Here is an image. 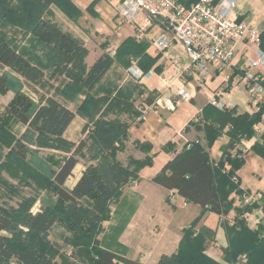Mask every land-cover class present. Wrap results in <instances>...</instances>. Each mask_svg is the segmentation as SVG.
<instances>
[{"label":"trees","instance_id":"trees-1","mask_svg":"<svg viewBox=\"0 0 264 264\" xmlns=\"http://www.w3.org/2000/svg\"><path fill=\"white\" fill-rule=\"evenodd\" d=\"M97 1L99 0H93L87 7L86 11L90 15H95L92 8ZM198 1L179 0L185 7ZM50 6L56 7L72 21H77L82 16V12L71 0H0V27L12 25L22 28L28 32L29 42L50 47L63 66L70 65V68L67 67L68 76L75 83L76 89L82 91L83 99L78 110L83 109V116H89L88 109L92 107L99 115L117 111L130 112L133 117H137L139 113L130 100L118 92L113 94V89L109 91L96 88L114 64L128 67L135 60L142 72H148L156 63L157 56L151 57L147 54V42L128 37L120 43L113 55L103 52L88 67L85 63L88 50L83 43L43 16L45 12H49ZM41 12L43 14L40 17ZM260 46L264 51V31L260 32ZM26 52L27 49L23 54L26 55ZM19 55L21 56L7 36L0 32V65L13 66L18 60L19 66L16 69L27 68L25 63L30 57L19 58ZM29 69L39 74L35 68ZM2 81L0 79V84ZM66 98L73 99L69 96ZM153 99L154 97L148 96L144 102L150 105ZM11 111L14 119L39 134L42 141L62 142L66 129L76 115L63 99L53 95L46 96L31 113L23 109ZM201 112L204 145L199 142L185 145L152 178L156 185L165 190H175L186 203L194 204L202 210L191 225L181 231L176 251L171 255H162L157 264H236L243 255L245 261L242 264H264L263 228L249 229L239 218L243 211L256 207V204L250 203L251 205L243 209L234 208L230 198L232 194L240 198L244 194L235 176L244 160L237 153L232 156L230 151L236 149L242 139L254 136V126L260 122L264 107L257 112L238 113L236 107L219 110L207 104ZM129 126L130 123H121L118 120L96 121V137L101 145L98 152L100 164L87 166L71 189H66L64 185L78 164V156L83 153V142L69 156L63 158L56 168L50 170L49 179L46 181L49 180L48 184L58 200L57 211L71 230L78 232L72 242V249L76 251L80 262L71 264H142L104 248L99 238L101 224L110 218V203L119 198L126 185L138 179L142 168L152 164L153 156L149 155L150 146L147 143L135 144L138 150L147 154L141 160L129 157L123 164L116 158L117 149L114 148V143L120 144L122 150L123 142L128 139ZM225 128L229 141L222 157L213 162L206 148L212 145ZM168 144L164 149H167ZM1 146H4V142L0 138ZM21 149L22 146L15 143L10 147V153L24 161L26 152ZM251 149L264 158V132L260 141L255 142ZM233 178H236L235 182ZM84 198L90 201L88 211L81 204ZM32 202V199L25 201L13 213L0 209V264H63L51 257L44 238L55 224L54 217L49 210L32 214L29 211ZM262 205L264 209V202ZM231 209H235L237 216L233 224H224L227 246L222 250V257L215 258L206 252V238L195 229L196 224L204 212L226 215Z\"/></svg>","mask_w":264,"mask_h":264},{"label":"crops","instance_id":"crops-1","mask_svg":"<svg viewBox=\"0 0 264 264\" xmlns=\"http://www.w3.org/2000/svg\"><path fill=\"white\" fill-rule=\"evenodd\" d=\"M71 1L82 12L79 19H83L82 22H87V25L92 28L90 29L92 39H90L85 34L82 36L78 30H73L67 24L70 26V33L79 39L88 50V55L85 58L88 67L103 52L113 55L120 43L128 37L135 38L136 41L147 42V54L151 57L157 56L156 63L148 70L152 73L150 77L141 80L131 77L128 73L129 68L132 66L139 68L136 61L132 60L128 67L114 64L96 88L108 89L109 91L113 89V94L118 92L119 95L132 102L139 115L133 117L130 122L129 143H147L150 146L149 155L153 156L152 164L139 171L138 179L122 189V191L133 190L129 191L138 201L135 203L134 213L132 211L127 216L123 215L126 217L125 220H127L128 225L121 236V241L130 245L133 238L142 239L141 245H144V248H140L137 255L133 253L131 256L123 255L121 254L122 251L119 250L112 252L142 264H157L162 255H171L176 251L181 239V231L189 227L202 210L194 204L186 203L182 197L177 195L175 190H165L156 185L152 182V178L161 166L173 157L175 152L181 151L185 145L192 142H199L204 145L201 111L207 104H210L209 99L212 96L219 94L220 99L234 102L238 113H252L245 91L241 87L242 83L233 88L234 84L241 78L244 55H249L252 50L251 47H246L243 42H240L231 67L211 68L206 84L199 87L191 78H180L178 74L174 73V63L178 64L180 68L187 63V57L181 45L175 44L166 53L158 52L152 47L151 38L160 31L158 24L143 28L141 36H139V31L135 29L137 28L136 25L128 24L116 16L115 7L118 0H99L92 8L94 16L86 11L93 0ZM233 12V15L239 20L248 22L258 28L260 32L264 31V0H238ZM61 16L63 15L61 14ZM86 16L91 22L87 20ZM63 17L66 21L72 22L67 17ZM137 25L142 27L141 20H137ZM94 39L97 40L94 41ZM179 88H183L190 94L188 100H182L176 96V91ZM102 94L104 93H100V95ZM148 96L154 97L150 105L144 102ZM167 106L173 108L169 109ZM261 119V122L254 126V136L249 139H242L239 146L243 153L244 163L236 171L235 176L244 194L241 198L232 194L230 198L233 200L234 208L243 209L251 205L250 203L256 204V207L243 211L239 218L249 229L256 230L262 227L264 236V209L262 205L264 202V158L255 154L251 149L255 142L260 141V134L264 132V114H262ZM226 130L227 128L222 131V134L214 140L209 148H206L213 162H217L225 151L229 141ZM166 144H168L167 149H164ZM232 152L230 151L231 154ZM146 155L136 149L127 153V157L137 160L143 159ZM126 161L127 159L120 162L125 164ZM83 170L84 167L79 169V173L69 189L79 179ZM256 195H258V199L253 201L252 199ZM116 203L117 200L114 201V205L110 209L112 217L118 211ZM236 216L235 209H231L226 215L204 212L195 229L205 236V250L209 255L215 258L222 257V250L227 246L224 224H233ZM148 228H151L150 232L158 233L155 235L151 247L145 240L148 236Z\"/></svg>","mask_w":264,"mask_h":264},{"label":"rangeland","instance_id":"rangeland-1","mask_svg":"<svg viewBox=\"0 0 264 264\" xmlns=\"http://www.w3.org/2000/svg\"><path fill=\"white\" fill-rule=\"evenodd\" d=\"M48 9L49 12L44 14L41 12L40 17L43 14L65 32L70 33L71 26L73 30H78L82 36L85 34L92 39L90 33L92 28L87 25V22L83 23V19L78 18V22L72 20V22H69L65 20L63 17L65 15L56 7L50 6ZM87 20L91 22L88 17ZM0 32L7 36L17 52L21 54L19 58L24 56L31 59H28L25 63V66H28L27 68L16 69L19 66L18 60L13 66L0 65V79L3 80L0 84V136H2L0 138L4 142V146L0 147V209L13 213L18 210L19 205L22 206L25 201L29 202L32 199L33 202L30 204L29 209L32 214L49 210L55 219L53 227L44 235L45 241L48 243L49 254L63 264L78 263L80 261L76 251L72 249V242L78 232L75 229L71 230L62 219L60 212L57 211L58 200L48 184L49 180L48 182L46 180L49 179L50 170L56 168L63 158L69 156L74 148L80 142H83L85 148L83 153L78 156V165L74 170V174L67 179L64 185L69 190L80 168L84 167L85 169L89 165L100 164L98 162V152L101 145L96 137L98 132L96 121L104 119L106 121L118 120L121 123H130L133 115L130 112L117 113V111L99 115V113L96 114L93 111L92 107H89V116H83L81 113L83 109L78 110V105L83 99L82 91L76 89L75 83L68 76L67 67L70 68V65L63 66V63L55 56L50 47L36 42H29L28 32L20 27L7 25L5 28L0 27ZM70 34L72 35V33ZM90 46L92 45L90 44ZM26 49L27 52L24 55L23 51ZM29 68H35L39 71V74L31 72ZM49 95L63 99L76 114L63 136L62 142L42 141L39 134L29 130L11 115V110L14 112L23 109L27 113L33 112L37 105ZM67 96L73 97V99L69 100L66 98ZM15 143L21 145V150L26 152L24 161L18 160L10 153V147ZM135 144L129 143L127 139L123 142L121 150L120 144L118 145L115 142L114 148L117 149L115 156L118 161H125L129 158L127 153L134 149L138 150ZM239 146L232 150V156L237 153L239 157H242L243 153L239 150ZM129 190L131 189L122 191L117 199L116 208H118V211L113 214V217L110 215V218L101 224L102 231H100L99 238L102 240L104 248L111 251L119 250L122 251L121 254L131 256L133 253L137 255L139 249L144 248V245H141L142 239L133 238L130 245L121 241V236L128 225L127 220H125L126 217L123 215L127 216L132 211L134 213V206L138 201L131 192L133 190ZM81 204L85 211H88L87 207L90 201L84 198ZM113 205L114 201L110 203V209ZM148 230V236L145 240L148 241L147 244L151 247L155 235L158 233H155V231L150 232L151 228H148ZM81 263L87 264L86 262ZM238 263L242 264L239 258ZM11 264H14V262Z\"/></svg>","mask_w":264,"mask_h":264},{"label":"built area","instance_id":"built-area-1","mask_svg":"<svg viewBox=\"0 0 264 264\" xmlns=\"http://www.w3.org/2000/svg\"><path fill=\"white\" fill-rule=\"evenodd\" d=\"M237 2L238 0H199L185 7L179 0H118L115 13L124 22L136 25L139 36L143 28L158 24L160 31L152 36V47L158 52L166 53L175 44L181 45L187 63L182 68L174 63V73L180 78H191L199 87L206 84L211 68L231 67L240 42L251 47L250 54H245L243 58L241 78L233 88L242 83L249 107L252 112H257L264 107V51L260 46L258 28L233 15ZM137 20H141V28L137 25ZM128 73L136 80L152 75L151 72H142L136 66L130 67ZM176 96L182 100L190 98V94L183 88L176 91ZM209 103L219 110L236 107L234 102L220 99L219 94L212 96ZM233 180L236 181V178ZM257 199L258 195L252 200ZM240 261H245V256H241Z\"/></svg>","mask_w":264,"mask_h":264},{"label":"water","instance_id":"water-1","mask_svg":"<svg viewBox=\"0 0 264 264\" xmlns=\"http://www.w3.org/2000/svg\"><path fill=\"white\" fill-rule=\"evenodd\" d=\"M117 264V263H116Z\"/></svg>","mask_w":264,"mask_h":264}]
</instances>
